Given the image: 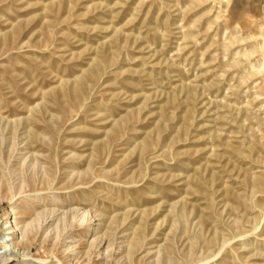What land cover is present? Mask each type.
<instances>
[{
	"label": "rangeland",
	"instance_id": "rangeland-1",
	"mask_svg": "<svg viewBox=\"0 0 264 264\" xmlns=\"http://www.w3.org/2000/svg\"><path fill=\"white\" fill-rule=\"evenodd\" d=\"M1 235L0 264H264V0H0Z\"/></svg>",
	"mask_w": 264,
	"mask_h": 264
},
{
	"label": "bare ground",
	"instance_id": "bare-ground-1",
	"mask_svg": "<svg viewBox=\"0 0 264 264\" xmlns=\"http://www.w3.org/2000/svg\"><path fill=\"white\" fill-rule=\"evenodd\" d=\"M11 245H13L12 238L8 235L0 236V255H6L10 250ZM11 251V250H10Z\"/></svg>",
	"mask_w": 264,
	"mask_h": 264
}]
</instances>
